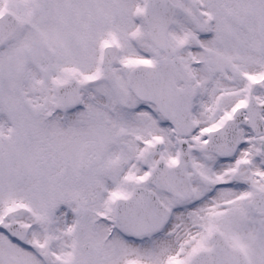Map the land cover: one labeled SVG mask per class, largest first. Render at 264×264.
Segmentation results:
<instances>
[{
    "label": "snow or ice",
    "instance_id": "1",
    "mask_svg": "<svg viewBox=\"0 0 264 264\" xmlns=\"http://www.w3.org/2000/svg\"><path fill=\"white\" fill-rule=\"evenodd\" d=\"M0 264H264V0H0Z\"/></svg>",
    "mask_w": 264,
    "mask_h": 264
}]
</instances>
